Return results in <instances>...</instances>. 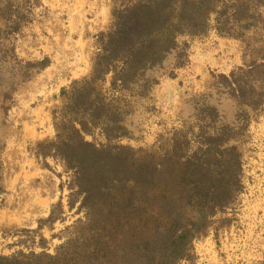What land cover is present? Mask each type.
<instances>
[{"label": "trees", "instance_id": "1", "mask_svg": "<svg viewBox=\"0 0 264 264\" xmlns=\"http://www.w3.org/2000/svg\"><path fill=\"white\" fill-rule=\"evenodd\" d=\"M17 1L29 0H0L3 27L18 28V18L10 14ZM110 2V25L97 35L90 73L61 91L64 103L52 115L54 135L36 143L33 152L36 161L50 158L61 167L65 206L80 216L53 254L45 252L39 237L40 252L0 254V264H178L191 259L193 241L206 234L213 218L240 192L241 158L229 128L207 132L199 127L194 146L188 136L192 131H176L165 147L148 151L111 142L125 136L123 122L157 83L154 73L169 56L177 62L185 56L187 43L180 44V37L204 36L211 29L235 40L254 35L259 31L254 11L264 2ZM261 59L254 69L264 66ZM47 62H31L19 72L44 68ZM2 98L8 109L9 89ZM95 132L103 142H96ZM56 212L63 213L61 198L34 233L62 221Z\"/></svg>", "mask_w": 264, "mask_h": 264}, {"label": "rangeland", "instance_id": "2", "mask_svg": "<svg viewBox=\"0 0 264 264\" xmlns=\"http://www.w3.org/2000/svg\"><path fill=\"white\" fill-rule=\"evenodd\" d=\"M53 1L15 2L10 14L18 18V28L3 27L0 21V174L4 187L0 208L10 177L23 167L34 166L39 170V179L20 187L21 193L14 202L28 205L29 209L34 201L33 191L37 190L52 199L49 214L61 198L63 213L56 215L63 220L56 221L51 229L43 226L36 233L38 221L48 214L38 218L34 228L0 229V254L5 256L20 249L25 253L40 252L39 237L45 241V252L53 254L68 236L67 227L80 216L65 206L66 175L61 167L50 158L44 163L36 161L34 147L22 141L20 132L22 121L30 119L36 107H42L45 117L42 115L38 130L42 140L52 138L53 112L64 103L61 91L84 78L59 83L72 64L83 62L84 55L71 46V28L76 20L66 19L65 11L54 7ZM254 13L259 31L254 35L246 33L240 40L217 36L212 29L208 32H214L202 41L190 43L180 37V44L187 43L185 56L178 62L175 55L169 56L162 69L154 73L157 83L131 108L123 122L125 136L111 142L148 151L165 147V140L176 131H192L188 136L194 146L199 141V127L207 132L230 129L227 135L241 158L240 192L228 209L213 218L206 234L193 241L191 259L178 264H264V66H252L264 57V50H259L264 46V27L260 28L264 26V8L255 9ZM2 14L0 11V17ZM96 51L94 48L88 54L89 68ZM43 58L48 60L44 68L37 70L33 66L19 72L20 67ZM8 89V109H3L2 96ZM93 137L96 142H103L97 132ZM28 159L34 162L28 165Z\"/></svg>", "mask_w": 264, "mask_h": 264}, {"label": "crops", "instance_id": "3", "mask_svg": "<svg viewBox=\"0 0 264 264\" xmlns=\"http://www.w3.org/2000/svg\"><path fill=\"white\" fill-rule=\"evenodd\" d=\"M53 3L54 7L60 6L65 11L66 19L76 20L71 28L73 34L71 46H74L72 49H75L80 55H84L83 62L72 64L71 70L60 77L59 83L67 84L72 79L86 77L90 73L88 54L92 49L97 48V35L106 31L110 25L111 6L109 5V0H55ZM211 32L204 36L185 38L190 43L202 41ZM42 115L45 117L43 108L36 107V109L32 110L30 119L22 121L20 126L22 141H27L26 143H29L32 149L36 143L43 141V135L38 130L41 126L40 123H43ZM29 160L28 165L34 162L33 160L29 162ZM32 168L23 167L22 170L18 171L7 181L6 193L2 198L3 205L0 208V229L16 226L34 228L38 218L47 216L49 205L52 203V199L47 194L38 193L37 190L33 191L34 201L32 206H29V209L28 205L27 207L20 206L18 205L19 202H14L16 198H19L20 187L24 186L25 183L39 179V170L35 169L34 166Z\"/></svg>", "mask_w": 264, "mask_h": 264}]
</instances>
